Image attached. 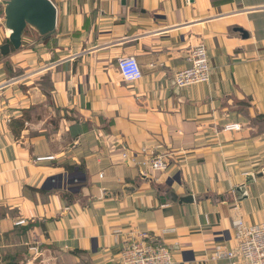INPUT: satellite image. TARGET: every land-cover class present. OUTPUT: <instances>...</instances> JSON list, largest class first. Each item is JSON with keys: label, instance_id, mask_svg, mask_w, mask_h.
<instances>
[{"label": "crops", "instance_id": "1", "mask_svg": "<svg viewBox=\"0 0 264 264\" xmlns=\"http://www.w3.org/2000/svg\"><path fill=\"white\" fill-rule=\"evenodd\" d=\"M49 1L55 35L27 30L0 57V260L22 249L23 264H118L144 236L172 264H219L234 220L264 223V0ZM197 45L210 81L179 89ZM124 57L139 81L120 77ZM148 154L168 170L142 178Z\"/></svg>", "mask_w": 264, "mask_h": 264}, {"label": "built area", "instance_id": "2", "mask_svg": "<svg viewBox=\"0 0 264 264\" xmlns=\"http://www.w3.org/2000/svg\"><path fill=\"white\" fill-rule=\"evenodd\" d=\"M186 60L188 67L178 72L173 79L177 88L206 84L210 81L211 70L203 45L190 49ZM117 69L120 77L128 83L137 82L142 78L139 65L134 57L119 59ZM238 128L237 125L225 127L228 131L238 130ZM147 156L137 163L142 178L168 170L169 162L165 155L148 154ZM122 158L126 160L127 155L123 154ZM45 160H52V158L38 159V161ZM22 224L23 221L17 222V225ZM232 228L237 244L236 250L216 246L212 261L219 264H264V223L247 226L241 219H236L232 223ZM118 255V264H172L173 262L172 252L168 247L148 243L144 236L139 240L123 243Z\"/></svg>", "mask_w": 264, "mask_h": 264}, {"label": "water", "instance_id": "3", "mask_svg": "<svg viewBox=\"0 0 264 264\" xmlns=\"http://www.w3.org/2000/svg\"><path fill=\"white\" fill-rule=\"evenodd\" d=\"M3 25L10 32L7 43L0 47V57L8 56L11 51H18L22 46L27 30L33 31L40 38L48 39L56 33L57 11L49 0H3ZM238 32H244L238 30ZM245 38H247L245 36ZM257 177H262V174ZM253 183V177L248 176L245 185L234 190L238 202L247 199L246 185ZM127 192V190H125ZM167 200L180 206L194 203L190 194L177 196L173 191L166 193Z\"/></svg>", "mask_w": 264, "mask_h": 264}, {"label": "trees", "instance_id": "4", "mask_svg": "<svg viewBox=\"0 0 264 264\" xmlns=\"http://www.w3.org/2000/svg\"><path fill=\"white\" fill-rule=\"evenodd\" d=\"M23 256L22 249L15 253H4L1 256L0 264H23Z\"/></svg>", "mask_w": 264, "mask_h": 264}, {"label": "rangeland", "instance_id": "5", "mask_svg": "<svg viewBox=\"0 0 264 264\" xmlns=\"http://www.w3.org/2000/svg\"><path fill=\"white\" fill-rule=\"evenodd\" d=\"M164 198L167 199L166 192L164 193ZM6 252H7V250H2L1 255H4V253H6Z\"/></svg>", "mask_w": 264, "mask_h": 264}]
</instances>
